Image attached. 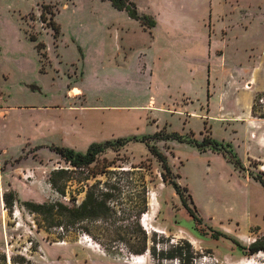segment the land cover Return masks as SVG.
I'll list each match as a JSON object with an SVG mask.
<instances>
[{
  "label": "rangeland",
  "instance_id": "obj_1",
  "mask_svg": "<svg viewBox=\"0 0 264 264\" xmlns=\"http://www.w3.org/2000/svg\"><path fill=\"white\" fill-rule=\"evenodd\" d=\"M133 1L140 14L156 20L153 31L168 40L174 39L166 34L162 21L170 15L198 19L215 35L228 29L233 42L228 63L247 57L251 50L245 48L251 43H257L256 51L260 48L257 37L264 30V0L232 1L237 7L232 17L231 0ZM255 13L258 20L252 21V32L244 38L239 15L252 19ZM224 19L230 25L227 28ZM145 29L109 1L0 0V101L5 99L6 106L27 107L49 99V104L64 106L74 98L72 104L86 109L84 135L98 138L97 142L109 140L112 134L114 138L154 137L151 145L166 155L171 167V177L167 173L164 180L163 163L147 143L131 141L122 148L107 149L89 167L76 170L50 148L55 145L52 139L62 146L59 136L46 139L36 133L29 108L13 111L17 116H11L0 140V264H14L12 257H17L19 264H56L54 260L63 251L82 254L87 248L124 264H139L144 254L157 264H180L188 252L194 256L192 264H225L227 255L242 256L244 264H264V250L243 254L233 241L235 238L245 246L256 240L264 242V186L256 179L264 177V156L249 155L241 119L233 118L249 114L256 98V115H263L264 93H258L251 104L250 90L239 84L220 85L218 53L212 60L215 71L210 84L185 85L174 80L169 84L161 77V64H155L158 54L151 46V29ZM218 35L221 38L222 33ZM143 47L150 51L146 58L138 52ZM258 86L264 87L263 76ZM75 87L83 89L76 97ZM222 88L225 102L220 107ZM60 111L68 127L78 125L74 112ZM221 113L223 119L217 117ZM58 119L54 117L56 125ZM161 131L198 142L213 137L229 143L244 168L236 167L223 151H201L193 143L166 138ZM42 143L48 145L36 147ZM90 145L79 151L85 152ZM256 152L264 155L261 147ZM56 169L67 171L59 178L66 195L52 183ZM172 179L180 184L195 217L184 206ZM93 185L111 193L109 204L118 207L101 219L71 223L65 216L34 212L26 204H80ZM145 190L147 208L136 215L138 208L143 209ZM137 220L148 237L144 254L131 250L138 241L135 235L141 236L135 232ZM217 230L228 237L218 235ZM177 247L185 254L173 260L159 255ZM18 257L26 260L22 263Z\"/></svg>",
  "mask_w": 264,
  "mask_h": 264
},
{
  "label": "crops",
  "instance_id": "obj_2",
  "mask_svg": "<svg viewBox=\"0 0 264 264\" xmlns=\"http://www.w3.org/2000/svg\"><path fill=\"white\" fill-rule=\"evenodd\" d=\"M237 0L229 1L230 17L236 15L237 7L234 6L231 2ZM226 3V2H225ZM220 4V3H219ZM264 14V10L262 11ZM256 18L246 19L248 15L240 14L238 18V23L243 26V31L241 35L246 38L250 36V24L254 19H257V13H255ZM262 15V22H263ZM225 20V19H224ZM219 21V20H217ZM226 21V28L230 25L228 24V20ZM245 22L242 24V22ZM165 28L167 29V33L169 38L174 40H168L158 35L153 28L149 32L152 35V48L153 52L157 53V57L155 60V64H161V77L163 80L169 82L174 80L176 82H182L185 85H192V82H203L210 84L213 80V74L215 71V67L213 65L212 60L216 53H218L220 64L217 68V73L219 74L217 80H219L220 85L223 87L229 86H237L238 84L243 86L246 90L251 91L250 101L249 103L254 102V98L258 93H264V87L258 86V81L260 76L264 77V30L262 29L258 33L260 42V48L256 51L257 43H251L249 46H246L245 50H251L246 53L247 57L242 60H239L236 64L228 63V49L233 46V42L231 41V33L228 29H222L217 32V35L214 34V31L206 25V23L202 24L198 19H188V17H180L178 19L175 16L170 15L164 21H162ZM157 25V24H156ZM147 30V29H145ZM224 31V32H223ZM222 33L221 38L218 34ZM239 35H237L238 37ZM217 37V40H216ZM217 43L215 44V42ZM216 45V47H215ZM149 48V46H148ZM145 47L138 49V52L141 54L143 58H146V55L149 54L150 51ZM143 50V51H141ZM233 52L237 53L239 49L232 48ZM230 52V49H229ZM171 61V62H170ZM147 66V63L145 64ZM173 82H169L172 84ZM39 87H42L39 84H36ZM250 85V86H246ZM40 92V90H37ZM81 91H83L80 87H75L73 93L74 97L77 95H81ZM225 88H222L219 95L220 107H223L225 102ZM72 93V91H71ZM40 94H45L44 91L40 92ZM83 95V92H82ZM48 96V95H47ZM68 97V96H67ZM74 98H70V101L67 102L64 106H58L49 104V99H42V104H33V106H6L3 102L5 99H2L0 102L2 104V112L0 116V140L2 139V132L8 122L12 118L11 116H17L13 111L16 110H27L29 108L31 110V121L33 130L42 135V137L48 139H52L54 136H59L61 139L60 144L62 146L74 148L76 150L86 149L88 144L93 142H97L98 138L96 137H87L84 135L85 128L82 125L84 121H86L85 107L83 105L72 104L71 100ZM75 107H74V106ZM73 107V108H72ZM57 110L58 113L55 115L53 111ZM60 110H67L68 112L75 113V119L78 120V125H73L72 127H68L64 121V118L60 116ZM193 113V112H191ZM22 115L23 113H20ZM218 118L223 119L224 117L221 114H218ZM54 117L59 118V124L56 125V121ZM233 118H239L242 123L243 141L245 142V138L247 140L246 144H248L247 152H249L250 156L262 158L261 152H256V149L261 147L264 149V118L254 117L252 115V110L249 114L244 116H235ZM83 130V131H82ZM245 130V131H244ZM252 132H255L251 134ZM246 136V137H244ZM115 135L112 134L111 138H114ZM109 138V139H111ZM51 144L58 145L57 143L51 140ZM1 144V141H0ZM47 143L39 144V146H46ZM246 152V153H247ZM256 152V153H255ZM1 176V175H0ZM65 250V249H64ZM82 254H73L72 250L63 251V255H58L54 262L56 264H124L122 261L107 255L106 253H99L97 251H93L91 249H84ZM60 253V251H59ZM227 260L225 264H244V258L242 256H230L227 255ZM54 258V257H53ZM141 261L139 264H157L152 262L150 256L141 255ZM162 264V263H160ZM163 264H178V263H163Z\"/></svg>",
  "mask_w": 264,
  "mask_h": 264
},
{
  "label": "trees",
  "instance_id": "obj_3",
  "mask_svg": "<svg viewBox=\"0 0 264 264\" xmlns=\"http://www.w3.org/2000/svg\"><path fill=\"white\" fill-rule=\"evenodd\" d=\"M103 1H109L112 6L118 10L121 11H126L128 15L131 18L137 19L140 21L141 25L144 26L146 29H152L153 27L156 26V20L151 17L150 15L147 14H140L138 11L137 4L133 0H103ZM52 25L54 26V29L56 32H59V26L55 23L52 22ZM43 45L41 44L40 47ZM40 49V48H39ZM257 97H260L259 95ZM257 102L258 99L256 98L255 103L252 106V112L255 117L259 118H264V114L257 116L256 111H257ZM161 134L164 135L166 138H176L180 141H186L195 144L201 151H205L206 149L210 148L214 151H223L226 153L232 162L235 164L236 167L238 168H244L240 159L236 155V153L233 151L231 144L229 143H224V142H219L213 137H205L202 142H198L195 139H190L185 136H182L177 133H164V131H161ZM158 135V134H157ZM156 135V136H157ZM151 136H143L140 137L138 135H130V136H122V137H117L114 139H109L105 140L102 142H93L89 146V148L83 152L76 150L74 148L66 147V146H58V145H52L50 148L58 153L61 158L65 159L73 168L76 170H82L83 168L85 169L86 167H89L92 163L97 161L98 156L105 152L107 149H119L127 145L131 141H141V142H146L150 151L158 157V159L163 163L164 170L165 172L163 173V178L164 180H167V173H169V176L171 175V167L168 164L167 157L165 154H163L159 148H157L156 145H151ZM111 165H104V168H107ZM65 169H56L54 171V178L52 179V183L57 189L58 192L62 195H66V190L64 188V185H59V178L63 177L64 174H66ZM171 177V176H170ZM89 177H85L84 180H88ZM257 180L261 182V184L264 186V177L261 175H258L256 177ZM70 180V179H69ZM172 185L174 186L177 194L180 196V198L183 201L184 206L188 209L190 214L195 217L194 211L192 208L187 204L185 201L181 186L179 183H177L174 179L170 181ZM147 191L145 190L143 192V209L138 208L137 209V214L140 215L141 212H144L147 208V196H146ZM111 193L108 191H100V189H97V186L93 185L91 188L87 191L85 199L80 203V204H72L68 205L63 202L57 201L54 202L50 205L47 204H36L32 202H26L27 205L31 207V209L34 212L38 213H51L53 215L57 216H65L66 218H69L71 220V223L86 219V218H103L106 217L107 215L110 214L111 211H114V209L118 208L117 206L115 207L114 204L110 205L109 204V199L111 198ZM6 201L7 198L5 197ZM117 212V211H116ZM52 215V216H53ZM139 216H137L138 218ZM137 226H136V234H140L141 236L135 235V238L138 239L136 240V245H132L131 250L132 252H135L137 254H144L148 250V237L146 232L141 228L139 220L136 221ZM218 235H222L225 237H228L225 233H223L220 230L216 231ZM214 238H218L217 235H215ZM233 241L236 243L238 248L243 254H255L261 250H264V242L262 241H254L251 243L249 246H245L241 244L237 239L233 238ZM178 248V247H177ZM183 248H178V249H172L171 251H162L160 252V256L162 259H170L173 260L177 258L178 256H182L185 254L182 250ZM155 250V249H154ZM153 256H155V252H152ZM186 259L184 260L183 263L180 264H192V260L194 256L192 253L188 252L186 254ZM20 260H22V263L26 260L24 257H18ZM4 262L7 261V256H3ZM12 261L14 264H19L17 261V257H12Z\"/></svg>",
  "mask_w": 264,
  "mask_h": 264
},
{
  "label": "built area",
  "instance_id": "obj_4",
  "mask_svg": "<svg viewBox=\"0 0 264 264\" xmlns=\"http://www.w3.org/2000/svg\"><path fill=\"white\" fill-rule=\"evenodd\" d=\"M1 112H2V104L0 102V116H1Z\"/></svg>",
  "mask_w": 264,
  "mask_h": 264
},
{
  "label": "bare ground",
  "instance_id": "obj_5",
  "mask_svg": "<svg viewBox=\"0 0 264 264\" xmlns=\"http://www.w3.org/2000/svg\"><path fill=\"white\" fill-rule=\"evenodd\" d=\"M140 262V261H139Z\"/></svg>",
  "mask_w": 264,
  "mask_h": 264
}]
</instances>
